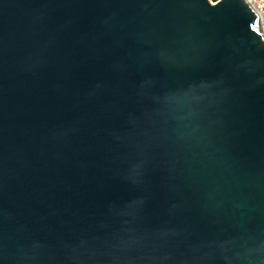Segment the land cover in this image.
Listing matches in <instances>:
<instances>
[{
  "label": "water",
  "instance_id": "obj_1",
  "mask_svg": "<svg viewBox=\"0 0 264 264\" xmlns=\"http://www.w3.org/2000/svg\"><path fill=\"white\" fill-rule=\"evenodd\" d=\"M0 264H264L248 0H0Z\"/></svg>",
  "mask_w": 264,
  "mask_h": 264
},
{
  "label": "built area",
  "instance_id": "obj_2",
  "mask_svg": "<svg viewBox=\"0 0 264 264\" xmlns=\"http://www.w3.org/2000/svg\"><path fill=\"white\" fill-rule=\"evenodd\" d=\"M259 16V28L264 36V0H250Z\"/></svg>",
  "mask_w": 264,
  "mask_h": 264
},
{
  "label": "bare ground",
  "instance_id": "obj_3",
  "mask_svg": "<svg viewBox=\"0 0 264 264\" xmlns=\"http://www.w3.org/2000/svg\"><path fill=\"white\" fill-rule=\"evenodd\" d=\"M250 3H251V1L250 0H248Z\"/></svg>",
  "mask_w": 264,
  "mask_h": 264
}]
</instances>
